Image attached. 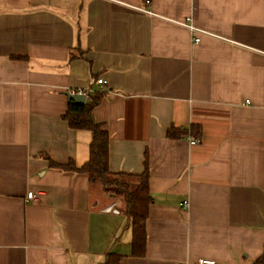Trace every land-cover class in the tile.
Returning a JSON list of instances; mask_svg holds the SVG:
<instances>
[{"label": "crops", "instance_id": "obj_1", "mask_svg": "<svg viewBox=\"0 0 264 264\" xmlns=\"http://www.w3.org/2000/svg\"><path fill=\"white\" fill-rule=\"evenodd\" d=\"M102 88L110 172L149 173L141 258L119 199L49 167L88 160L67 95ZM263 245L264 0H0V264H252Z\"/></svg>", "mask_w": 264, "mask_h": 264}, {"label": "trees", "instance_id": "obj_2", "mask_svg": "<svg viewBox=\"0 0 264 264\" xmlns=\"http://www.w3.org/2000/svg\"><path fill=\"white\" fill-rule=\"evenodd\" d=\"M72 55V54H71ZM70 55V59L75 57ZM18 59V58H14ZM20 59V58H19ZM86 102L76 105L68 99L67 111L63 117L68 127L75 131H87L91 135L88 145V160L80 167L73 161L57 164L49 160V167L88 175L89 181L97 184L103 193L119 199L122 203V213L130 227L131 241L129 257L141 258L146 248V220L151 197L148 192L149 173L147 168L139 174L112 173L108 168V133L101 125L95 124L91 118L92 109L100 102L103 92L86 94ZM199 133V126H191L190 131ZM187 131L174 128L167 130L166 137L175 139L184 136ZM124 255L107 253L102 264H126ZM252 264H264V245L262 252Z\"/></svg>", "mask_w": 264, "mask_h": 264}, {"label": "built area", "instance_id": "obj_3", "mask_svg": "<svg viewBox=\"0 0 264 264\" xmlns=\"http://www.w3.org/2000/svg\"><path fill=\"white\" fill-rule=\"evenodd\" d=\"M145 3L148 4V3H149V0H145ZM145 12H146V11H145ZM184 25H186V27L188 28L189 32L192 33V34H193L194 32L197 31V30L191 25V22H190V19H189V18L185 20ZM192 41H193L194 43H198V42H199V38H195V37H193ZM96 82H97V84H98L99 86H102V87L105 86V84H106V82L103 81L102 79H98ZM99 92H104V91H103V88H102ZM87 93H88V92H86V91H72V92H70L69 94H70V95H83V96L86 98V97H87V95H86ZM189 142H190L191 145H194V144H195V140H190ZM26 198L29 199V200L32 199V193L29 192V193L26 195ZM187 205H188L187 202H184V203H183V208H186ZM195 264H215V262L212 261V260L199 259Z\"/></svg>", "mask_w": 264, "mask_h": 264}, {"label": "water", "instance_id": "obj_4", "mask_svg": "<svg viewBox=\"0 0 264 264\" xmlns=\"http://www.w3.org/2000/svg\"><path fill=\"white\" fill-rule=\"evenodd\" d=\"M68 99H71L76 105H83L86 98L83 95H67Z\"/></svg>", "mask_w": 264, "mask_h": 264}, {"label": "rangeland", "instance_id": "obj_5", "mask_svg": "<svg viewBox=\"0 0 264 264\" xmlns=\"http://www.w3.org/2000/svg\"><path fill=\"white\" fill-rule=\"evenodd\" d=\"M97 185V184H96ZM118 200V199H117Z\"/></svg>", "mask_w": 264, "mask_h": 264}]
</instances>
